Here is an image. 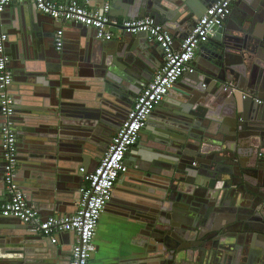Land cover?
Listing matches in <instances>:
<instances>
[{"label":"water","instance_id":"water-1","mask_svg":"<svg viewBox=\"0 0 264 264\" xmlns=\"http://www.w3.org/2000/svg\"><path fill=\"white\" fill-rule=\"evenodd\" d=\"M165 1L111 0L110 7L126 19L155 18L173 35H178L175 30L191 31L202 17L190 0ZM171 1L180 12L169 24L163 14L168 17L164 11L174 7ZM235 7L244 8L238 17ZM235 7L226 27L199 47L195 85L180 92L177 109L153 143L146 144V134L140 133V143L126 155L128 170L105 209L142 221L145 257L151 258L145 264H264V104L256 102L264 101V0H240ZM9 8L0 12V26L9 34L6 53L14 79L8 93L15 100V116L28 122L22 111L29 104L44 111L31 113L35 124H25V130L15 127L22 136L18 159L25 170L17 181L45 219L69 216L74 212L67 207L78 204L85 185L79 168L91 172L97 167L112 129L120 128L141 89L149 85L157 69L153 58L163 52L145 33H124L113 41L98 39L95 29L93 38L80 35L58 50L54 19L33 3H14L15 21L6 15ZM86 70L82 84L99 96H87L92 102L71 95ZM226 83L236 90H224ZM167 102L159 105V112ZM46 110L50 121L40 123L37 119H47ZM154 115L144 132L155 128ZM57 116L62 131L53 128ZM129 177L134 183L129 193H122ZM1 180L5 189L4 170ZM22 224L21 234L0 228V258H13L0 264L71 260L72 248L58 251L50 238ZM67 234L74 244L75 234ZM49 248L55 250L53 256Z\"/></svg>","mask_w":264,"mask_h":264},{"label":"built area","instance_id":"built-area-1","mask_svg":"<svg viewBox=\"0 0 264 264\" xmlns=\"http://www.w3.org/2000/svg\"><path fill=\"white\" fill-rule=\"evenodd\" d=\"M240 0H216L196 22L187 37L175 46L176 40L171 31L155 18L145 17L115 20L111 7L91 8L80 0H0V12L14 3H33L38 11L55 21L77 23L95 29L98 39L111 40L112 29L123 33L148 35L150 42L158 45L163 52V64L155 73L149 85L136 98L126 119L114 135L105 155L97 167L88 172L85 167L79 169L83 175L84 187L80 190V200L75 213L69 216H50L44 218L32 206L17 181L19 170L18 138L15 131V100L8 93L13 83V72L9 65L10 56L6 53L8 35L0 28V113L4 118L1 126L3 150L4 183L9 200L0 203V218H16L31 225L39 234L57 243L61 233L75 234V243L71 252L70 264H91L96 251L95 237L102 215L112 199L114 188L127 172L126 155L138 144L140 133L147 127L151 114L164 101L185 74H194V60L201 45L208 44L217 31L225 26L233 7ZM63 30L56 34V47H63ZM236 90L232 84H226L224 90ZM246 98V96H244ZM259 105L263 100H256ZM195 165V164H194Z\"/></svg>","mask_w":264,"mask_h":264},{"label":"crops","instance_id":"crops-1","mask_svg":"<svg viewBox=\"0 0 264 264\" xmlns=\"http://www.w3.org/2000/svg\"><path fill=\"white\" fill-rule=\"evenodd\" d=\"M80 1L81 2H87L91 8H95V9H99V8L101 9L102 6H105L106 4H109L111 6V0H80ZM169 1L170 0H166L165 2L169 3ZM215 1L216 0H190V3L203 16V14L207 10L206 8L209 5L211 6ZM172 3L175 4L174 2H172ZM12 7H13V4L11 5V8H9L7 10L6 15L7 16L12 15V17H13L12 20L17 21L18 13L17 12L14 13L12 10L13 9ZM238 7H240V6L238 5ZM235 8H234V10H235ZM177 9H178V7L175 4L171 10L164 11L165 14H168V17H167V15L163 14L164 22L166 20L170 24V21L172 22V19L174 18L176 13L180 12V11H177ZM243 10H244V8H243ZM243 10H240V8H236V11H238V13L236 12V17H238V15H240V13L243 12ZM110 15L115 20H118V21L127 20L126 18L121 17L120 12H118L116 10H111ZM229 19L226 21L224 27H226V24L228 23ZM55 24H57L55 34H57V32L59 30L64 31L63 47L67 46L69 44V42L73 44L75 37H80V35L83 38H86V37L93 38V32H92L93 30H91V28H88L86 30H84V29L82 30L81 28H77V26L74 24L73 25L72 24H64V23H61L60 21H55ZM0 28H1V26H0ZM49 29H51L52 32H54L53 28H49ZM170 30H172V29L170 28ZM112 32H113V38L111 40H113V41L114 40L115 41L121 40L123 35H124V33L117 28L112 29ZM175 32H177L176 34H178V35H173L175 40L177 41L175 43V46L179 47L180 41H182L185 38V34H188L190 31H187V33H179L180 31L175 30ZM7 35H9V34H7ZM181 38H183V39H181ZM52 43L53 42L51 39V44L49 46H51ZM55 46H56V41H55ZM153 59L155 60V64H157V69H156V71H154V75H155L157 70L163 64V59H164L163 53L162 54L159 53L157 55V57L153 58ZM88 69H89V65H88ZM88 72H89V70L88 71L86 70V72H84L82 78H77V79H79L78 80L79 82L77 83L76 88L72 89L71 95L78 98L79 100L84 99L85 101H91L92 102L93 99H95V96H97L96 98H99V96L96 93H94V95H93V92H91L92 89H88L87 87L84 86V84H82V80H87L86 78H88L87 77ZM194 77H195L194 74H185L181 79L182 82L179 84H176L174 89H172L169 92V94L166 96L165 99L168 100V102L166 103L167 107L164 110H160V112H159V107L154 111L155 121L153 122V124L155 123V125H153V126H155V128L152 129L149 133L143 132L144 134H146V137H145L146 144L153 143L154 139L158 136L157 132L158 133L160 132V127L163 125V122H166L168 120V117H169V114L171 113V111L177 109V107H178L177 105L180 103L179 102L180 101L179 99L181 97L180 92L188 93L189 91H191L192 87L195 85V84L192 85L194 83L193 82ZM144 86L147 87L148 85L145 84ZM146 87H144V89ZM208 88H209V86L207 85V88H205V89H208ZM144 89H141V91H143ZM92 95H93V99L89 100L90 97H87V96H92ZM38 102L42 103L43 101H38ZM38 102L34 101L32 103H38ZM37 105H39V104H37ZM37 105L29 104V106H27V109L22 111V112H25L28 114L27 115L28 122H22L20 119V116L16 115L14 117L15 127L20 128V130H21V128L25 130L27 128L25 126V124L27 125L29 123L30 125H34L35 122H31V119H32L31 113L35 114V113L44 112L42 106L39 107ZM46 112H47V114L45 115V117L47 118L46 120L45 119H37L38 121H40V123L46 124L48 121H50V117L48 115L49 111L46 110ZM0 115H1V113H0ZM39 116H42V115L40 114ZM1 120L2 119L0 116V121ZM19 120L23 124H21V122ZM55 122H57L56 123L57 126L56 127L52 126V127L54 129H56L57 131H62L63 126H62V122H61L59 116H57L55 118ZM40 123H38L37 125H39ZM60 126H62V127H60ZM28 129H30V131L34 130L30 127H28ZM18 137L20 139L22 136L18 135ZM19 139H18V144H19ZM140 140L141 139H139V141ZM0 142H1V140H0ZM139 143L140 142H138V144ZM2 155H3L2 150L0 149V165H2V163L4 162L2 159ZM23 162L26 163L25 161H23ZM19 165L20 166H19V170H18V179L20 178V175L23 176L25 173V170H21L22 166H21L20 159H19ZM82 167H85V166H82ZM82 167H80V168H82ZM3 168H4L3 166H0L1 172H3ZM48 182L51 183V179ZM129 182L130 183H128V185L126 186L127 190L126 191H124V189L121 190L122 193H124V192L129 193V189L131 188V185H133L131 183H134L133 180H131V178L129 179ZM19 183L21 186V182H19ZM47 190H49V188ZM114 191H115V188H114ZM8 200H9V196L6 193V188L5 189L3 188V182L1 180L0 181V203L6 202ZM29 203L37 209V205L35 203H33V202H29ZM75 206H77L76 203H73L72 206H68L67 211H72L75 213L76 212ZM37 210H39V209H37ZM41 211L44 212L43 210H41ZM60 215H62V214H60ZM60 215H58V216H60ZM22 225H23L22 222H20L16 218H4V219L1 218L0 219V228L3 229L2 231L12 230V231H17V233H18L21 231V230H19V226H22ZM143 231H144V224L142 223V221L138 220L137 217H134L131 215L128 217L118 215V213L113 211L112 208L110 210L104 212V214L102 215L101 222L99 224L97 233H96V237H95V244L97 246V251H96V254L94 255V258H93L94 259L93 264H145V263H143L144 260L150 261L151 258L145 257L146 256V250H145L146 248L144 245L145 240H144V238H142ZM20 234H21V232H20ZM17 237H18V234H17ZM16 243H18L17 240H16ZM55 245H57L56 247H57V250L59 251L61 249H70L73 247L74 244H73V239H72L71 235H69L67 233H61V234L57 235V243ZM49 251H50V256H53L54 255L53 253H55V250H51V248H49ZM71 252L72 251H70V258H71ZM68 253H69V251H68ZM7 254H9V253H6V255ZM12 259L13 258H11V255H10L8 257L6 256L3 258H0V262L7 263ZM67 260L62 261L60 259L59 262H60V264H70L71 260L69 262Z\"/></svg>","mask_w":264,"mask_h":264},{"label":"flooded vegetation","instance_id":"flooded-vegetation-1","mask_svg":"<svg viewBox=\"0 0 264 264\" xmlns=\"http://www.w3.org/2000/svg\"><path fill=\"white\" fill-rule=\"evenodd\" d=\"M55 41H56V40H55ZM13 79H14V76H13ZM133 102H135V100H134ZM133 102H132V103H133ZM133 104H134V103H133ZM133 104H132V106H133ZM132 106H131V107H132ZM14 121H15V120H14ZM119 121H120V120H118V122H119ZM117 130H118L117 127H116V128L114 127V128L112 129V132H113V133H112V135H109V139H108V141H107V145L110 144V142H111V140L113 139L114 135L117 133V132H116ZM115 132H116V133H115ZM143 132H144V130L142 131V134H143ZM16 134H17V138H18V133H17V131H16ZM137 145H138V144H137ZM108 147H109V145H108ZM108 147H107V148H108ZM132 149H134V148H132ZM132 149H131L130 151H132ZM130 151H129V152H130ZM129 152H128V153H129ZM140 161H141V160H140ZM139 163H140V162H139ZM127 170H128V169H127ZM96 251H97V246H96ZM96 251H95V253H94L93 256H92L91 264H93V261H94L93 258H94V255L96 254Z\"/></svg>","mask_w":264,"mask_h":264},{"label":"bare ground","instance_id":"bare-ground-1","mask_svg":"<svg viewBox=\"0 0 264 264\" xmlns=\"http://www.w3.org/2000/svg\"><path fill=\"white\" fill-rule=\"evenodd\" d=\"M264 103V102H263Z\"/></svg>","mask_w":264,"mask_h":264}]
</instances>
